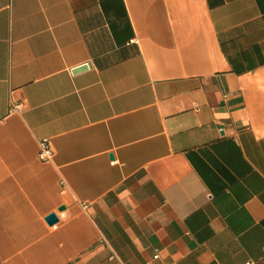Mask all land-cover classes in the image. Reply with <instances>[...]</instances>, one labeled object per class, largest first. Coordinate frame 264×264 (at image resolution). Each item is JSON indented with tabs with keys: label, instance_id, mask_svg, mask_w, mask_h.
Here are the masks:
<instances>
[{
	"label": "crops",
	"instance_id": "crops-1",
	"mask_svg": "<svg viewBox=\"0 0 264 264\" xmlns=\"http://www.w3.org/2000/svg\"><path fill=\"white\" fill-rule=\"evenodd\" d=\"M247 262L264 0H0V264Z\"/></svg>",
	"mask_w": 264,
	"mask_h": 264
},
{
	"label": "built area",
	"instance_id": "built-area-1",
	"mask_svg": "<svg viewBox=\"0 0 264 264\" xmlns=\"http://www.w3.org/2000/svg\"><path fill=\"white\" fill-rule=\"evenodd\" d=\"M53 156V151L51 149V147L49 146V144L47 143V141H41L39 143V152H38V157L42 160V161H48L52 158ZM113 163V162H112ZM56 226L53 225V228H55ZM156 257V256H154ZM245 264H253L252 262H247Z\"/></svg>",
	"mask_w": 264,
	"mask_h": 264
},
{
	"label": "water",
	"instance_id": "water-1",
	"mask_svg": "<svg viewBox=\"0 0 264 264\" xmlns=\"http://www.w3.org/2000/svg\"><path fill=\"white\" fill-rule=\"evenodd\" d=\"M87 67L88 66L86 64L81 65L79 67L72 69V73H78V72L84 71L87 69ZM46 220L50 225H53L57 222V217L55 216V214L52 213L46 218Z\"/></svg>",
	"mask_w": 264,
	"mask_h": 264
}]
</instances>
